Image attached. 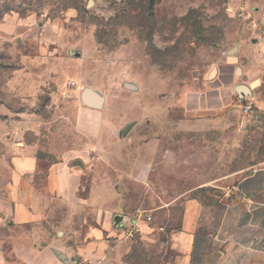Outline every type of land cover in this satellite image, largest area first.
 Segmentation results:
<instances>
[{"label":"rangeland","instance_id":"obj_1","mask_svg":"<svg viewBox=\"0 0 264 264\" xmlns=\"http://www.w3.org/2000/svg\"><path fill=\"white\" fill-rule=\"evenodd\" d=\"M255 34L264 0H0V158L29 146L103 179L109 156L125 212L150 227L132 263L152 264L153 226L179 227L186 200L220 203L264 165V58L231 52Z\"/></svg>","mask_w":264,"mask_h":264},{"label":"crops","instance_id":"obj_2","mask_svg":"<svg viewBox=\"0 0 264 264\" xmlns=\"http://www.w3.org/2000/svg\"><path fill=\"white\" fill-rule=\"evenodd\" d=\"M255 35L252 43L237 46L248 59L251 49L264 58V36ZM112 147L105 142L106 152ZM109 158L103 179L90 160L50 161L29 146L0 158L6 164L0 168V264H134L139 234L126 238L123 226L135 217L119 199L124 193L113 180ZM129 161L139 180L144 158ZM140 219V230H148ZM153 229L148 240L161 247H155L152 264H158L157 256L161 264H264V165L247 170L220 203L186 200L179 227ZM161 231L167 236H157Z\"/></svg>","mask_w":264,"mask_h":264},{"label":"built area","instance_id":"obj_3","mask_svg":"<svg viewBox=\"0 0 264 264\" xmlns=\"http://www.w3.org/2000/svg\"><path fill=\"white\" fill-rule=\"evenodd\" d=\"M246 112L252 113L253 112L252 107L251 106H247L246 107ZM117 220H118V218H117ZM130 222H131L130 223L131 225L129 227L123 226V230H124L126 238H134V237H136L139 234V231H140L136 219L135 220L134 219L130 220ZM120 224L122 225L121 221H119V225Z\"/></svg>","mask_w":264,"mask_h":264},{"label":"water","instance_id":"obj_4","mask_svg":"<svg viewBox=\"0 0 264 264\" xmlns=\"http://www.w3.org/2000/svg\"><path fill=\"white\" fill-rule=\"evenodd\" d=\"M236 50H238V47L237 46L231 52L233 53ZM239 88H241L247 94L251 93L250 88L247 85H245V84H240L239 85ZM243 91H241V92H243ZM83 99H84V102L86 104H88V105H92L94 103V101L96 100L95 97L93 95H91L90 93H88V92H85L83 94ZM74 163L75 164H79V165L82 164L80 160H76Z\"/></svg>","mask_w":264,"mask_h":264},{"label":"bare ground","instance_id":"obj_5","mask_svg":"<svg viewBox=\"0 0 264 264\" xmlns=\"http://www.w3.org/2000/svg\"><path fill=\"white\" fill-rule=\"evenodd\" d=\"M240 89V91H243L241 88H239ZM244 92V91H243Z\"/></svg>","mask_w":264,"mask_h":264}]
</instances>
